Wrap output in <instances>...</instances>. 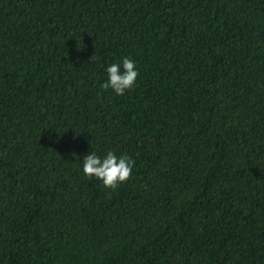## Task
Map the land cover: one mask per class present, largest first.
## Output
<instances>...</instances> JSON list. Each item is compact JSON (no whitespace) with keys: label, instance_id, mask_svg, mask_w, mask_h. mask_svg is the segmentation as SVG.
Instances as JSON below:
<instances>
[{"label":"trees","instance_id":"16d2710c","mask_svg":"<svg viewBox=\"0 0 264 264\" xmlns=\"http://www.w3.org/2000/svg\"><path fill=\"white\" fill-rule=\"evenodd\" d=\"M0 264H264V0H0Z\"/></svg>","mask_w":264,"mask_h":264},{"label":"clouds","instance_id":"9594fccd","mask_svg":"<svg viewBox=\"0 0 264 264\" xmlns=\"http://www.w3.org/2000/svg\"><path fill=\"white\" fill-rule=\"evenodd\" d=\"M107 78L101 84L103 89H111L119 96L130 90L136 83L139 69L136 61L125 56L105 67ZM134 161L126 154L117 155L107 151L98 155L91 151L82 157V172L84 175L95 177L107 188H115L118 183L126 181L133 170Z\"/></svg>","mask_w":264,"mask_h":264}]
</instances>
